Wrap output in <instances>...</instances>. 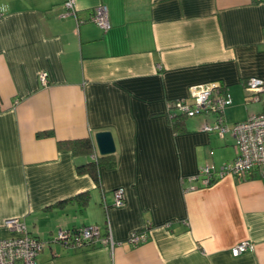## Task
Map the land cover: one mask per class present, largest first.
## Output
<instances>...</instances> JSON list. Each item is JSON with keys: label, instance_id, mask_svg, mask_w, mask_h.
I'll list each match as a JSON object with an SVG mask.
<instances>
[{"label": "crops", "instance_id": "0c3cea01", "mask_svg": "<svg viewBox=\"0 0 264 264\" xmlns=\"http://www.w3.org/2000/svg\"><path fill=\"white\" fill-rule=\"evenodd\" d=\"M65 1L0 0V238L14 235L5 220H23L45 243L37 264H264V165L245 179L189 181L239 149L231 133L202 129L214 115L177 128L170 119L174 101L211 82L231 97L227 125L264 114V90L245 84L264 80V0H74L75 15ZM100 5L107 30L88 21ZM98 131L115 143L99 185L76 172L91 156L58 148ZM107 218L113 248L55 241L60 229L103 231ZM140 231L146 239L132 245ZM242 240L254 250L233 256Z\"/></svg>", "mask_w": 264, "mask_h": 264}, {"label": "built area", "instance_id": "2783aa9c", "mask_svg": "<svg viewBox=\"0 0 264 264\" xmlns=\"http://www.w3.org/2000/svg\"><path fill=\"white\" fill-rule=\"evenodd\" d=\"M66 14H76L74 0L65 1ZM1 15V13H0ZM63 15V16H64ZM89 20L101 29L110 28L108 10L106 6L100 5ZM82 21H79V23ZM41 80L45 83L46 75L42 73ZM246 87L250 91L264 90V80L250 78L246 81ZM216 83L197 84L190 88L189 98H181L173 102V109L183 113L186 117L195 115H214L212 122H204L202 129L206 132H216L223 136L231 133L239 149L236 158L225 162L220 167L212 164L201 166L196 175L189 177V181L199 179L203 185L210 184L213 180L226 175L237 176L245 179L248 173L255 167L264 165V114L252 115L247 120L227 125L223 120V111L232 102L228 93L216 95ZM124 203V189L119 187L113 191V205L121 206ZM107 208V206H105ZM4 227L13 232L14 235L0 238V264H37L36 258L43 249L44 242L27 232L26 224L19 218H10L4 221ZM106 235L101 238V244L113 248L115 241L112 236L110 221L107 218L104 226ZM100 231L96 225L83 226L78 234L74 235L71 230L58 231L55 241L71 242L68 246H79L82 241L89 239ZM145 231L132 232L129 242L138 245L146 239ZM76 246V247H77ZM255 244L249 240H242L231 248V254L238 256L247 251H253Z\"/></svg>", "mask_w": 264, "mask_h": 264}, {"label": "trees", "instance_id": "16d2710c", "mask_svg": "<svg viewBox=\"0 0 264 264\" xmlns=\"http://www.w3.org/2000/svg\"><path fill=\"white\" fill-rule=\"evenodd\" d=\"M93 13L94 12H92L91 15ZM88 21L92 22L89 19H88ZM171 115L172 116L170 117V119L175 121L173 123H174V125H176V128H177L178 123L180 125V122H182L186 118V116L180 112L171 113ZM51 135H52L51 131H43V132H38L36 134V136L39 138L40 137H48ZM58 148L59 149H68L77 157H79V156H91L90 160H87L86 162L79 163L76 165V172L78 174L90 175L97 185H99V168L101 166L111 168L115 165V156L114 155L100 156V155L96 154V148H95L94 142H93L91 137H85V138L73 139V140H67V141H58ZM75 198L80 199L81 206H84L88 201L89 194L87 192L80 193V194L76 195ZM65 201L66 200L58 201L53 206H57L59 204H62ZM79 229H81V227L71 228L68 230H71L74 235H77ZM105 235H106V231L100 230L98 234L93 235L89 239L82 241V243L79 246L76 245L77 247L75 246L72 248H85V247H91L92 248V247H95V246L101 244L100 240ZM57 242L60 243L61 245L65 246V247H69L68 245L71 243V242L65 243V242H61V241H57Z\"/></svg>", "mask_w": 264, "mask_h": 264}, {"label": "water", "instance_id": "95a60500", "mask_svg": "<svg viewBox=\"0 0 264 264\" xmlns=\"http://www.w3.org/2000/svg\"><path fill=\"white\" fill-rule=\"evenodd\" d=\"M93 138L96 150L100 155L106 156L115 152V143L111 132L98 131Z\"/></svg>", "mask_w": 264, "mask_h": 264}]
</instances>
